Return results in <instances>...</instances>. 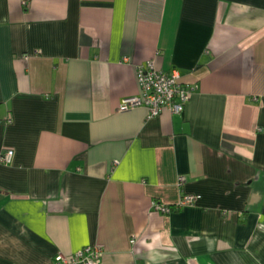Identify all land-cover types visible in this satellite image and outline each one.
<instances>
[{"label": "crops", "instance_id": "1", "mask_svg": "<svg viewBox=\"0 0 264 264\" xmlns=\"http://www.w3.org/2000/svg\"><path fill=\"white\" fill-rule=\"evenodd\" d=\"M148 60L183 112L120 108ZM87 246L264 264V0H0V264Z\"/></svg>", "mask_w": 264, "mask_h": 264}, {"label": "built area", "instance_id": "2", "mask_svg": "<svg viewBox=\"0 0 264 264\" xmlns=\"http://www.w3.org/2000/svg\"><path fill=\"white\" fill-rule=\"evenodd\" d=\"M180 75L177 71L164 72L156 69L152 60H148L145 65L140 66L137 71L139 93L122 99L120 108L146 106L150 114L156 115L164 107H168L173 112L181 113L188 103L191 90L179 81ZM13 151H7L1 157V161L8 162ZM180 182L185 181L184 175H180ZM199 198L198 195L184 194L174 207L164 204H154V208L162 213H168L173 208L189 205ZM133 241V240H132ZM103 250L99 246H87L71 256L58 254L54 259V264H101Z\"/></svg>", "mask_w": 264, "mask_h": 264}]
</instances>
